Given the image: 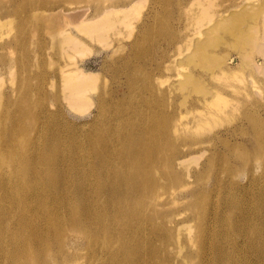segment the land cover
I'll return each mask as SVG.
<instances>
[{
  "label": "bare ground",
  "instance_id": "bare-ground-1",
  "mask_svg": "<svg viewBox=\"0 0 264 264\" xmlns=\"http://www.w3.org/2000/svg\"><path fill=\"white\" fill-rule=\"evenodd\" d=\"M18 4H14V9ZM140 4L135 2L122 9L106 7L91 15H68L60 9L47 17L49 23L63 26L61 57L64 61L56 72L60 80L53 94L56 101L63 100L78 112L88 110V93L93 90L97 78L80 69L82 59L79 57L89 53L86 45L89 41L109 47L110 31L121 33L120 25L130 26L134 17L139 19ZM216 6L214 0H191L188 10L193 15L188 27L198 31L204 21L217 15ZM231 6L236 9L216 20L206 37L194 43L192 55L186 61L202 68H218L221 79L237 81L243 87L236 90H245L250 81L248 77L253 79L260 69L264 75V62L258 65L254 58L256 52L264 55V0L256 7L241 6L237 2ZM37 14L26 11L22 23L30 27L32 17ZM141 24H146L144 18ZM3 25L4 22H0V31ZM115 40L121 44L120 38ZM14 41L18 48H25L23 35L18 42ZM223 41H229V48L237 52L236 63L230 54L214 53ZM134 42L137 44L139 39ZM12 46L15 48V43H3L0 52ZM229 63L235 66L229 67ZM179 67L183 65L177 62L175 68ZM184 77L185 80L176 85L180 90L205 96L206 117L197 123L198 131L211 132L217 126L215 118L228 101L220 88H209L198 74L189 73ZM154 80L155 76L146 75L142 83L135 82L133 91L143 90V95L135 99L136 110L117 104L118 97L108 91L101 93L97 116L105 115L106 119L100 122L96 119L94 123H99L96 130L83 136H63L60 129L54 128L55 117L62 116L61 104L49 102L44 88L36 89L40 104H28L26 110L22 109L17 97L19 90L0 93L3 110L0 113V264H72L76 259H70L62 237L77 229L88 238L86 248L93 264H166L164 252L173 257L167 244L169 225L156 221L163 209L160 204L163 194L156 193L160 185L153 182L150 172L162 162L164 125L158 124L156 119L161 117L159 108L169 102L171 92L160 91ZM1 87L0 84V91ZM17 99L18 108L14 107L15 113L8 116L7 106ZM106 105L109 113L102 114ZM25 119H31V124L25 125ZM117 127L124 128V132H114ZM63 145L69 147L67 153H61ZM63 158L70 159L72 168L78 171L75 175L51 172L54 164L66 165ZM145 159L150 160L146 165L143 164ZM83 169L92 172L93 178L84 179ZM170 170L164 179L173 185L181 179L173 168ZM83 181L86 182L82 184ZM221 182L217 180L216 183L220 186ZM53 189L59 190L57 196L51 195ZM244 189L249 196L258 194L257 209H254L253 200L247 202L249 196L239 199L224 196L218 204H213L214 210L209 215L197 214L200 224L196 236L199 239L191 234L187 244L192 254L199 257V264H264V259L247 258L250 252L264 254V205L261 200L264 187L256 185ZM217 191L199 195L194 192L193 197L208 201ZM245 239L248 245L242 246ZM52 242L57 244L56 249L52 250ZM38 257L44 259L43 263L37 262ZM185 261L190 262L189 259Z\"/></svg>",
  "mask_w": 264,
  "mask_h": 264
},
{
  "label": "rangeland",
  "instance_id": "rangeland-1",
  "mask_svg": "<svg viewBox=\"0 0 264 264\" xmlns=\"http://www.w3.org/2000/svg\"><path fill=\"white\" fill-rule=\"evenodd\" d=\"M190 1L0 0V18H4L0 21L4 22L0 31V45L12 42L16 46L14 39L18 42L22 35L25 41L24 49L12 46L0 52L2 85L0 93L11 94L13 90H19L17 97L20 99L22 109L26 110L28 104H40L36 89L44 88L49 96V102L61 104L59 108L62 110V116L55 117L52 124L55 125L54 128L62 131L63 136L68 134L83 136L85 133H92L98 127V122L106 119L105 115L97 116L100 112L97 103L101 93L108 91L118 97L117 104L129 110L130 107L136 110L138 108H134L135 99L138 95H143V90L134 92L133 86L135 82L142 83L146 75L155 76L154 81L160 91L171 92L168 98L170 104L165 103L164 107L159 108L161 114L157 113L161 117L156 119L158 124L164 125L162 133L165 139L161 140L163 155L160 157L162 162L158 167L152 165L150 171L153 182L157 183V186L160 185L156 193L163 194L160 201L163 209L156 221L169 225L166 234L170 239L167 244L168 249L173 251V257L167 256L164 252L163 261H167L166 264H199V257L192 254L193 250L187 244L191 234L195 236L198 234L199 212L205 216L209 215L208 213L214 210L213 204H218L224 196L238 199L249 196L243 191L247 186L264 187V75L260 73L262 69L257 71L253 79L248 77L250 81L247 79L245 90L243 88L236 90L243 85L234 80L221 79L218 68H202L186 61L192 55L194 43L206 37V32L215 25L216 20L236 9L231 6L233 3L256 7L263 0H214L217 4L215 7L217 15L204 21L198 31L194 27H188L193 15V12L188 10ZM17 2L19 3L17 9H14ZM132 2H141L139 19L137 16L134 17L130 26L120 25L121 33L113 34L114 32L110 31L109 47L87 42L89 53L82 58L79 57L82 59L80 69L94 74L97 78L93 90L88 93L90 98L88 110L84 113L78 112L69 108L65 101H56L53 94L60 84L56 72L64 61L61 57L63 26L56 22L49 23L47 17L60 9L65 10L68 15H91L95 10L101 11L106 7L126 8L127 5L133 4ZM21 3L22 7L19 6ZM26 11L38 13L32 17L30 27L22 23ZM142 18L146 23L144 25L141 24ZM116 37L121 39L120 45L117 44ZM136 38L139 39V44H135ZM213 51L215 54L221 53L225 56L230 54L235 63L236 59H239L237 52L229 48V41H223ZM254 58L257 64L262 66L264 55L256 52ZM177 62L183 67L175 68ZM228 66L235 65L229 63ZM189 73L198 74L209 88H220L222 96L228 101L215 118L217 126L211 132H199L197 128L199 120L206 117L205 96L195 91H182L176 86L185 80L184 76ZM18 99L14 104L10 103L7 106L8 116L15 113L14 107L18 108ZM2 111L0 107V113ZM105 113H109L107 105L102 114ZM96 119L98 122L94 123ZM23 122L28 126L32 120L25 119ZM124 130L117 127L114 132L123 133ZM213 133L218 134L211 138ZM60 151L67 153L69 147L63 145ZM193 158L195 161H191ZM62 160L67 162L66 165L54 164L51 167L52 173L64 172V175H70L72 172V175H75L78 172L72 168L70 159ZM149 162V159H145L143 164ZM170 168H173L174 173L181 179L173 185H169L164 179L171 172ZM81 172L84 179L93 178L92 172L86 169ZM216 179L222 181L220 186ZM44 182H47L45 178ZM102 186L106 188L107 185ZM216 189L218 191L214 198L211 197L208 201L207 198L198 201L193 197L194 192L199 195ZM58 192L59 190L53 189L51 195L57 196ZM257 195H250L246 199L247 202L254 201V209L258 208ZM261 200L264 205V198L261 197ZM196 239L199 237L196 236ZM62 242L69 249L70 259H76L72 264L94 263L86 248L88 238L78 229L65 234ZM241 244L248 245V240L245 239ZM56 248L57 244H53L52 250ZM247 258L261 261L264 254L250 252ZM185 259H189L190 262L187 263ZM43 260L41 257L37 258L38 263H43Z\"/></svg>",
  "mask_w": 264,
  "mask_h": 264
}]
</instances>
